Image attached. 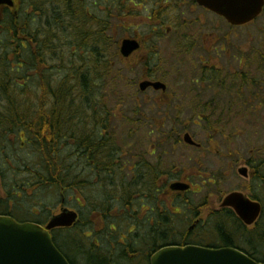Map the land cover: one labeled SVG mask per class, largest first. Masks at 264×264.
<instances>
[{"label": "flooded vegetation", "instance_id": "af4514ba", "mask_svg": "<svg viewBox=\"0 0 264 264\" xmlns=\"http://www.w3.org/2000/svg\"><path fill=\"white\" fill-rule=\"evenodd\" d=\"M16 1L14 9L1 6L0 16L7 13L13 14V16L38 15L35 11L36 5L34 0L32 3L29 0ZM131 1L135 5H139L141 9L144 5L143 9L146 11V16H148L147 21L149 24H147L149 28L145 32V38H134L142 44V48L146 47L147 49L145 51L140 49L132 55V58L137 57L136 63L138 67L147 70V74L151 75L150 79L155 78L160 68L166 66V62L161 59V53L162 49L167 48V46L169 47V49L167 48L169 52L174 56L187 55L193 50L205 53L198 59L199 79L186 83V88L180 92L170 95L168 92H156L153 88H150L146 92H140L141 95H151L156 98L160 97L161 99H169V96L179 100L194 98L200 101L204 97V92H214L226 86V83H224V85L222 84V86L217 87L218 82L221 85L224 81L221 78L217 80L213 76L216 73L217 66L211 63L214 58L216 59V37L212 33L215 29L214 18L216 14L198 6L195 0ZM131 16L138 15L132 12ZM160 44H167V46ZM22 47L23 49L25 48L23 42ZM147 74L144 73L143 78L145 80L149 79ZM102 96L101 93H98V97L101 98ZM207 107L205 106L202 109L200 117H202V113H206L203 111H206L204 109H208ZM214 110L216 109H213L212 113H214ZM103 112L102 109H99L96 113L100 114L98 115L100 117L103 116L101 115ZM194 112H197V109H194ZM84 113L86 114V124L76 127L81 129L80 131L67 133L64 136L63 142H61L62 145H60V152H63L65 155L63 160L66 162V170L76 171L73 176L74 180L78 181L77 184L80 185V188L76 187L77 184L73 182L74 180L69 184H65V186H56L55 182L49 187H45L47 183L40 180V177L48 172L47 166L42 161H38L40 159L38 158L39 155L31 144L32 140L29 139L32 135L26 134L24 131H19L13 135H3L4 137L6 136V141L0 144V169L9 166L6 172L8 175L7 180L10 175L16 176V178L15 180L12 178L13 183L6 187V174L0 170V217L12 218L19 223H33L47 227L54 216L61 214L64 209H68L77 212L78 221L75 226L66 230L74 231L77 228H81L82 233H84L90 225V216L93 214L96 215L103 225V229L98 232V235H101L105 227H108L111 232H114L118 236V243L114 244V250H117L114 252L116 256L118 255V244L125 248L131 241L136 246V241L139 238L148 235L153 237L154 235L155 240L160 241V244L156 245L155 249H152L151 252H147L146 258L150 259L156 252L168 246L169 203L171 201L172 205H179V211L175 213V216H181L182 213H185L188 215L190 223H192L191 228L185 233H178L179 237H176L179 242H175V245L237 248L244 251L236 243L234 246H228V212L233 213L228 206L221 208V204H219L218 209H213L212 212L209 210V218L211 220L205 222H202L201 218L204 206L194 205V210L188 208L187 212H182V205H185L186 202H191V200L183 198L184 193L170 191V183L174 181H191L197 176L202 179V176L197 171L192 178L189 174L178 173V167H172L170 164H167L168 145L170 143L168 140L163 139L167 138L168 135V132H165V130L162 132L165 124H153L149 117L145 118L143 123L137 120L136 123L130 124L133 130L132 136L135 135L136 137L141 131H144L146 135L142 136V140L136 141L132 146L125 149L121 148V142L116 140L114 134L110 135L105 132V127L102 125L103 118L96 117V123L89 124V114L91 112L85 110ZM100 122L101 124H99ZM201 122H203V119L199 118L198 125L202 126L203 130L208 134V140L206 141V144L208 143L209 146L208 150H214L221 155L222 152L216 151V148H223L224 156L220 158L228 161L230 157V155L228 156V141H213L211 140L212 135L209 134V131L210 133L215 132L217 134L218 128L222 129L225 126L221 124L213 126L203 125ZM110 128L115 130L114 125H111ZM153 130L156 133L160 131L159 136L162 137L160 141L146 140V138L153 135ZM106 137H113V139L109 141L106 140ZM13 144L18 146L19 151L25 150L27 156H32V164L21 157L19 151L13 150ZM171 144L174 150L182 146L181 141H174ZM198 145L199 147L186 148L188 150H195L198 155L196 158L200 160L202 159L200 156L202 154V146ZM19 164H22L21 169H19L20 175L18 174L17 167ZM246 167L249 170L251 178V174L253 175L252 169L250 166ZM183 169L185 168L183 167ZM11 171L12 174L10 173ZM21 175L24 178L18 179ZM105 179L111 181L112 186H106L104 183ZM120 180L127 181L130 186L131 194L126 203H123L120 197L122 193ZM95 188H97L99 195L95 202H93V198H90L89 196L91 195L88 194L93 192ZM43 190L48 192L60 191V202L56 208L57 210L48 207L40 210L45 205V202L40 201L37 197V192ZM247 192L248 197L253 199V201L261 202L254 200L249 190ZM68 193L73 194L71 198H75L79 209L69 205L67 202L68 197H66V195L69 196ZM195 193L197 192L194 191ZM122 205L125 206L122 207ZM29 206H32L33 209L27 211V207ZM221 211L224 212L225 216V231L221 233L220 230H217L218 238H216L213 228L217 229L221 227L217 225ZM84 215L86 216L84 217ZM121 215H128V234L119 233L117 229V220L121 219L124 221ZM260 219L253 227L243 226L245 229H253L258 225ZM54 232H52V237L54 236ZM104 232L105 234L101 238L102 242L109 243V240H112V235H109L110 233H107L106 230ZM86 238L90 239L91 236ZM212 240H217L216 244H210ZM95 243L98 249H102L99 238H96ZM134 245L133 247H135ZM102 252L106 251L103 249ZM136 252L135 249H132V253L136 257H140ZM109 253L113 255V253Z\"/></svg>", "mask_w": 264, "mask_h": 264}, {"label": "trees", "instance_id": "16d2710c", "mask_svg": "<svg viewBox=\"0 0 264 264\" xmlns=\"http://www.w3.org/2000/svg\"><path fill=\"white\" fill-rule=\"evenodd\" d=\"M89 1L92 3H87L86 0H46L41 16H13L10 13L0 16V144L6 141V136H3L6 134L13 135L19 131L31 134L29 139L39 155L38 161L47 166L48 172L40 177V180L46 181L45 187L55 182L56 186H65L74 180L73 174L76 171L66 170V162L63 160L65 155L60 152V145L67 133L80 131L81 129L76 127L86 124L85 110L91 112L89 124H95V118L101 117L105 132L115 134L113 128H110L113 125L110 114L105 111L101 114L103 116L99 117L100 114L96 113L102 107L100 104L106 100L105 96L98 100V93L101 87L109 85L110 77L114 73L108 58L110 53H115L116 59L121 60L117 31L122 24L113 22V19L116 20L114 14H118L117 18L124 16V9L133 2ZM260 40L258 48L253 51L240 49L228 58L230 62H237V73L228 66V94L243 108L242 116L254 117L258 107L263 106L261 102L247 105L250 97L256 99L255 95L261 88L259 82L264 76V32ZM250 61H253L252 66L249 65ZM131 62L132 60H129L126 63L127 70L138 67L136 62L135 65ZM144 71L147 74V70ZM213 76L218 80V70ZM147 77L151 78V75L147 74ZM224 83L220 85L218 82L217 87ZM255 87L256 90L251 91L249 98L244 96L247 90ZM102 108L106 110V105ZM216 113L217 110L209 116L203 113L208 118L206 125L218 124L212 121ZM170 138L181 141V133L171 132L168 140ZM112 139L113 137H106V140ZM237 153L241 154L240 147L230 151L229 155L234 162L238 159ZM257 158L245 163L253 172L254 186L249 192L264 206V159ZM120 181V197L122 202L126 203L131 194L130 186L127 181ZM73 182L77 184L78 181ZM104 183L106 186H112L108 179H105ZM76 187L80 188V185L77 184ZM262 190V194L258 193ZM185 205L191 206L192 203L186 202ZM93 216L95 215L91 214V217ZM121 216L124 221L118 220L120 222L117 229L128 234V215ZM173 219L169 212L167 245H175V242H178L176 236L179 231L174 229L172 224L176 225V221ZM217 225L221 226L217 230L224 233L223 211ZM55 242L57 243L56 239ZM235 243L245 245V252L264 264V213L258 225L253 230H248L234 213L228 212V246H234ZM158 244L160 241H156L154 235H148L139 238L136 246L131 241L125 248L118 244L117 256L114 254L117 250L109 251L113 255L108 251L103 253V249H98L94 244L89 248L76 245L72 252L66 254L71 264H77L72 253L82 256L85 264H119L121 259L135 257L132 249L137 251V255H146Z\"/></svg>", "mask_w": 264, "mask_h": 264}, {"label": "rangeland", "instance_id": "374dc122", "mask_svg": "<svg viewBox=\"0 0 264 264\" xmlns=\"http://www.w3.org/2000/svg\"><path fill=\"white\" fill-rule=\"evenodd\" d=\"M86 1L87 3H92L89 0ZM45 2L46 0H35V11L38 14L37 16H41ZM143 8L144 5L141 9L139 5L134 4L133 7V5L129 3L124 9V16H119L117 18L118 14H114L116 20L113 19V22H115V24L119 23L125 25V28L120 26L117 31V40L119 43L125 38H145V32L149 28V23L147 21L148 16H146V11ZM103 10L104 8L101 12H103ZM131 12L138 16H131ZM98 15L100 16V13ZM216 18H214L215 29L212 32L216 37V59L214 58L211 63L220 68L224 80L228 82V66H231V69L234 72L237 71V62L235 60L230 62L228 59L229 56L234 55L235 52L240 49L253 51L258 48V45L261 43L260 38L264 32V16L249 27L234 30H232L226 22ZM227 36L228 47H226L224 42ZM160 45L167 46V44ZM167 48L169 49L168 46ZM167 48H163L161 53V59L166 62V66L160 68L157 78L167 85V92L172 95L186 88V83H191L194 80L199 79L200 74H198L197 68L198 59L205 53L203 51L193 50L187 55L181 54L174 56ZM108 58L110 59V64L113 65L114 73L110 77L109 85L106 87L103 86L100 93L106 97L104 103L106 109L110 111V119L115 126L116 140H119L121 144H123V148L126 147L127 149L136 141L142 140V136L146 135L144 131H141L136 137L135 135L132 136L133 130L126 121L129 122L133 120L134 123H136L137 120H140L143 123L145 118L149 117L153 124L160 125L164 122L165 128H163L162 132L164 130L165 132H168L167 138H163L164 140H168L171 132H179L182 137L185 133L190 134L195 142L202 146V154L200 155L202 159L197 160L196 157L198 155L196 151L188 150L183 145L174 150L171 144L174 140H171L172 138H170L168 140L170 144L168 145L169 153L167 164H170L172 167H178V173L182 174L183 172L189 174L192 178L197 171L201 174L200 176H202V179L197 176L191 182L197 193L193 195L188 194L187 198L197 206H204L201 215L202 222L211 220L209 218V213L212 212L213 209L219 208L221 199L227 194L240 192L245 196H248V189L254 186L252 174L251 178L247 180L238 174V170L244 167L245 163L254 159L256 160L257 156H259L257 159H264V76L259 82L261 88L255 95L257 100L250 97L252 95L251 91L256 90V87L250 88V90L245 92L244 96L251 98L247 103L248 106L255 105L258 102L263 103V106L258 107V112L254 117H248L246 115H241L243 108L239 106L238 102L235 101L231 94L227 93L228 86H223L214 92H204V97L200 101H197L194 98L190 100H179L171 96H169V99H161L160 97L156 98L151 95L143 96L139 91V83L144 76L142 69L139 68L135 71L127 70L126 65L120 63L116 59L115 53L112 52ZM134 61H136V59ZM249 65L252 66L253 61H250ZM205 106H208V109H204L208 116L212 113L213 109L217 110L214 120L212 117L211 118L213 123L219 122L218 124L225 126V128H218V130L221 135H223V139L228 138V149L232 151L233 148L239 149L240 147L241 154H236L238 159H236L235 162L232 157L226 161L221 159L220 157L222 156H218V154H216L217 152L214 150H208V143L206 144L208 134L203 130L202 126L198 125L199 122L197 121V117L200 116L201 111ZM194 109H197V112H194ZM206 120H208L207 117ZM195 122L198 123L196 124ZM219 132L217 131V134L212 135L209 131V134L212 135L211 139L218 135ZM233 132H235V134ZM152 134L153 135L146 138V140L160 141L162 139V137L159 136L160 131L156 133L155 130H153ZM172 136H174V134H172ZM12 147L13 150L16 149L19 151L18 146L15 144H13ZM250 150L253 151L250 152ZM219 151L224 153L223 148L219 149ZM19 152L21 157L31 163L32 156H27L25 150ZM240 156L243 157L239 159ZM17 167L18 174L20 175L21 173L19 169H21L20 167H22V164L17 165ZM183 167L185 169H183ZM8 168L9 166L0 170L6 174ZM10 173L12 174V171ZM7 176L8 175L6 174V187L13 183L12 178H14V180L16 178V176L10 175L7 180ZM23 178L24 176L22 175L18 177V179ZM207 178H213L216 181L212 180V183L207 182L209 184V189L212 190L211 193L207 191V188L202 190L198 187V185L202 184L204 179L207 181ZM261 192H263V190L258 193ZM37 194L40 201L45 202V205L40 210L45 207L55 210L58 207L60 202L59 190L50 192L43 190L37 192ZM68 195L69 196L66 195V197H68L67 202L69 205L79 209L75 198H71L73 194L68 193ZM88 195H91L89 197L93 198V202H95L99 192L97 191V188H95L94 191L90 192ZM169 205H172L171 201ZM172 206L173 208L170 209H172L173 220L176 221V225L174 223L172 224L174 229L179 232L187 231L192 226L188 215L182 213L181 216H175V213L179 211V205L173 204ZM32 209V206L27 207V211ZM185 210L183 209V211ZM85 216L86 215H84V217ZM117 223L119 224L118 220ZM102 226L103 225L100 223L96 215L95 217L90 216V225L86 228L84 233H82L81 228L74 230L73 234L63 232L57 233V238L59 240L58 245L64 253L68 254L75 249V245L68 243V240H66L67 236L71 237V239H76L78 241V246L84 248H89L93 244L97 245L94 243V239L99 238L101 240L102 249L108 252L114 250V244L118 243V236L114 232H111L108 227V229L105 227L104 231L106 230L107 233H110L109 235H112L114 243L112 240H109V243L102 242L101 238L105 232L103 231L101 235H98V232L103 229ZM124 232L126 233V231ZM213 233L216 238H218L216 228H213ZM85 235L89 237L91 236V238L87 240ZM216 242L217 240H212L210 244H216ZM237 245L246 248L240 243ZM72 254L77 264H85L82 256L79 254ZM143 256L144 255L141 254L140 257L136 259H121L119 264H147L146 259Z\"/></svg>", "mask_w": 264, "mask_h": 264}, {"label": "water", "instance_id": "95a60500", "mask_svg": "<svg viewBox=\"0 0 264 264\" xmlns=\"http://www.w3.org/2000/svg\"><path fill=\"white\" fill-rule=\"evenodd\" d=\"M207 9L225 18L235 27L253 22L263 12L264 0H197ZM13 6V0H0V6ZM140 49L137 41L126 39L121 45V54L129 58ZM149 87L166 90L161 83L144 82L141 90ZM185 142L194 145L189 135ZM239 174L248 178V170L240 169ZM172 190L188 191L190 187L183 183L171 186ZM232 208L247 226L253 225L262 213V206L252 202L240 193L226 197L222 207ZM77 214L68 209L51 220L44 228L33 223H18L8 217H0V264H70L56 247L51 231L57 228L72 227L77 221ZM150 264H260L246 254L231 248L206 249L197 246H170L156 252L150 258Z\"/></svg>", "mask_w": 264, "mask_h": 264}]
</instances>
